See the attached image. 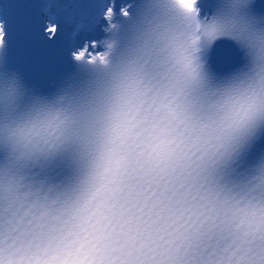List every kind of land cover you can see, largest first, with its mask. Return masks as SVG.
<instances>
[{
    "label": "snow or ice",
    "instance_id": "obj_1",
    "mask_svg": "<svg viewBox=\"0 0 264 264\" xmlns=\"http://www.w3.org/2000/svg\"><path fill=\"white\" fill-rule=\"evenodd\" d=\"M17 2L38 15L0 3V264H264V0Z\"/></svg>",
    "mask_w": 264,
    "mask_h": 264
},
{
    "label": "clouds",
    "instance_id": "obj_2",
    "mask_svg": "<svg viewBox=\"0 0 264 264\" xmlns=\"http://www.w3.org/2000/svg\"><path fill=\"white\" fill-rule=\"evenodd\" d=\"M181 2L185 5H191L196 2V0H181ZM212 3H216V0H212ZM147 264H156L155 261L151 260V258L148 259ZM171 264V262H169Z\"/></svg>",
    "mask_w": 264,
    "mask_h": 264
}]
</instances>
